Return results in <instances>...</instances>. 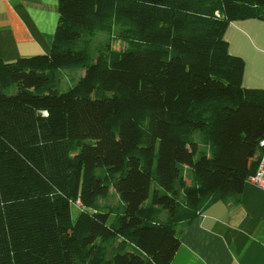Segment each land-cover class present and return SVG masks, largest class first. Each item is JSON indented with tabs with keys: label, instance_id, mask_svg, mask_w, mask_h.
Listing matches in <instances>:
<instances>
[{
	"label": "trees",
	"instance_id": "obj_1",
	"mask_svg": "<svg viewBox=\"0 0 264 264\" xmlns=\"http://www.w3.org/2000/svg\"><path fill=\"white\" fill-rule=\"evenodd\" d=\"M59 12L49 54L0 59V264H171L196 217L240 201L264 154V90L243 86L225 39L232 22L264 20V0ZM104 33L126 47L94 57Z\"/></svg>",
	"mask_w": 264,
	"mask_h": 264
},
{
	"label": "crops",
	"instance_id": "obj_2",
	"mask_svg": "<svg viewBox=\"0 0 264 264\" xmlns=\"http://www.w3.org/2000/svg\"><path fill=\"white\" fill-rule=\"evenodd\" d=\"M59 20V0H0V59L49 54ZM225 39L245 63L243 86L264 90V20L232 22ZM171 264H264V190L246 183L238 203L196 217Z\"/></svg>",
	"mask_w": 264,
	"mask_h": 264
},
{
	"label": "rangeland",
	"instance_id": "obj_3",
	"mask_svg": "<svg viewBox=\"0 0 264 264\" xmlns=\"http://www.w3.org/2000/svg\"><path fill=\"white\" fill-rule=\"evenodd\" d=\"M108 42H110L111 47L120 50L124 49L126 47V43L122 42L117 39L112 38V34L104 33L98 38H96L92 43L89 44V51L94 57H98L100 54L105 53L106 45H108ZM85 70L84 69H76L74 71H65L62 73L63 75V89L66 90L72 86H74L78 80L84 75ZM16 90H12L11 94H14ZM117 201L115 200V193L110 194V196L107 197L106 201H103L102 203L105 204H115ZM71 215L72 219L75 220L78 215V209L76 207L71 208Z\"/></svg>",
	"mask_w": 264,
	"mask_h": 264
},
{
	"label": "built area",
	"instance_id": "obj_4",
	"mask_svg": "<svg viewBox=\"0 0 264 264\" xmlns=\"http://www.w3.org/2000/svg\"><path fill=\"white\" fill-rule=\"evenodd\" d=\"M247 183L253 184L256 187L264 190V154L261 157L256 173L247 179ZM76 206L78 208H82L80 202H77Z\"/></svg>",
	"mask_w": 264,
	"mask_h": 264
}]
</instances>
